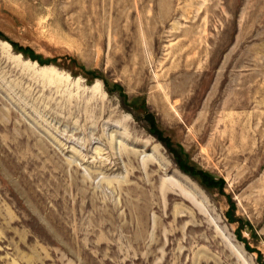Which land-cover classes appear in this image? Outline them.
<instances>
[{"label":"rangeland","instance_id":"rangeland-1","mask_svg":"<svg viewBox=\"0 0 264 264\" xmlns=\"http://www.w3.org/2000/svg\"><path fill=\"white\" fill-rule=\"evenodd\" d=\"M0 264H264V0H0Z\"/></svg>","mask_w":264,"mask_h":264}]
</instances>
